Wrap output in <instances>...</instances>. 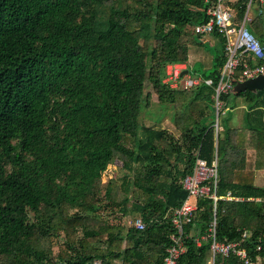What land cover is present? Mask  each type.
I'll return each instance as SVG.
<instances>
[{"label":"trees","instance_id":"obj_1","mask_svg":"<svg viewBox=\"0 0 264 264\" xmlns=\"http://www.w3.org/2000/svg\"><path fill=\"white\" fill-rule=\"evenodd\" d=\"M248 1L227 0L236 24ZM262 1L249 28L264 47ZM209 20L202 0H0V264H163L198 150L218 158L219 240L247 231L252 257L264 258V90L220 95L215 146L227 41L195 32ZM208 40L212 67L194 74L203 81L165 84L167 66ZM244 63L263 62L246 56L234 87ZM153 94L174 110V132L140 125ZM239 101L243 125L232 128ZM107 174L122 182L104 184ZM212 218L213 201L200 200L188 230ZM208 257V243L191 240L181 263Z\"/></svg>","mask_w":264,"mask_h":264},{"label":"built area","instance_id":"obj_2","mask_svg":"<svg viewBox=\"0 0 264 264\" xmlns=\"http://www.w3.org/2000/svg\"><path fill=\"white\" fill-rule=\"evenodd\" d=\"M206 5V14L210 17L208 22L199 24L195 32L200 35L218 32L222 34L226 41V62L221 71V78L214 96L216 107V120L213 128L216 137L221 130L219 114L222 107L219 97L234 89L232 79L236 71L242 64L246 56H253L257 61L263 63L250 66L244 63V80L256 78L264 75V47L260 40L252 33L249 24L252 21L253 0H249L245 15L240 24L235 23V16L232 9L227 5V0H202ZM245 1V0H235ZM264 3V1H262ZM187 64H170L166 69L164 83L171 88L182 86L184 89H191L198 86L202 80L193 78L189 74L183 76L187 70ZM243 80V81H244ZM207 85H211V80H205ZM218 158L209 164L206 159L197 152V159L192 174L185 177L181 184L187 192V198L181 207L174 210L171 223L173 234L171 243L163 264H182L181 260L187 252L188 242L194 241L196 247H202L205 243L209 245V257L207 264H225L224 261L235 258L240 264H264V258L252 257L247 241L250 237L245 231L240 240L234 242H222L218 238ZM213 201V218L204 231L195 229L189 231L188 228L194 225L198 215V202L200 200ZM228 201L240 200L232 197L229 193L226 196ZM136 229L144 230L146 225L142 219L137 218L134 222ZM257 252H263L262 243L256 247Z\"/></svg>","mask_w":264,"mask_h":264},{"label":"rangeland","instance_id":"obj_3","mask_svg":"<svg viewBox=\"0 0 264 264\" xmlns=\"http://www.w3.org/2000/svg\"><path fill=\"white\" fill-rule=\"evenodd\" d=\"M195 48L196 47H191L190 53H189L190 62L193 63V66L190 68V71H189L191 76H193L195 73L201 74V73L207 71L208 69H206V67H208V65L211 61L210 55H212V52H211L212 47L210 46V43H209V45H205L203 47H198L197 50L200 49V51H202V49H204L205 51L209 52V53H207V52L203 53L204 58L202 60V62H203L202 63L201 60H198L197 58H194V56H192V54L196 51ZM191 57H193V58H191ZM211 67H212V63H211ZM173 121H174V110L170 106H163V105L159 104L157 102V98L153 94L151 105L149 106L148 110L143 113L140 125L141 126L146 125V126L165 128V129H168V130L174 132L175 129L173 126L174 125ZM110 174H107L103 177V183L104 184L111 181V179H112V181H115L117 183L122 182V180H120L118 178L116 179L114 175L112 176ZM258 184L261 186H264V177L261 178V180H258Z\"/></svg>","mask_w":264,"mask_h":264},{"label":"crops","instance_id":"obj_4","mask_svg":"<svg viewBox=\"0 0 264 264\" xmlns=\"http://www.w3.org/2000/svg\"><path fill=\"white\" fill-rule=\"evenodd\" d=\"M252 15H253V8H252ZM209 43H210V46L212 47L213 46V44H214V41L213 40H210L209 41ZM196 49V51L192 54V56H194V58H197L198 60H201V62H202V60H203V53H205V52H207V51H205L204 49H202V51H200V49L199 50H197L198 49V47H196L195 48ZM194 49V50H195ZM207 53H209V52H207ZM211 56V61H210V63H209V65H208V67H206V69H210L211 68V63H212V55H210ZM191 58H193V57H191ZM192 62H190V57H189V63L187 64V70H185V71H190V68L193 66V63L191 64ZM203 63V62H202ZM184 71V72H185ZM189 75H190V73H188ZM187 74V75H188ZM191 76V75H190ZM191 77H193V78H198V79H201L202 80V77L201 76H198V77H194V75L193 76H191ZM203 81V80H202ZM242 82V81H241ZM239 103H240V107L236 110V111H234V115H233V117H232V119H231V121H230V127H232V128H239V127H241L242 125H243V114H244V109H245V106L243 105V102L242 101H239ZM215 120H216V118H215ZM219 123H220V121H219ZM221 127V126H220ZM221 130H222V127H221ZM220 130V131H221ZM220 133V132H219ZM218 138H219V134H218V137H216V134H215V146H217V142H218ZM217 156V155H216ZM216 158V157H215ZM264 177V171H262V172H259L257 175H256V181H257V183H258V180H261V178H263Z\"/></svg>","mask_w":264,"mask_h":264},{"label":"water","instance_id":"obj_5","mask_svg":"<svg viewBox=\"0 0 264 264\" xmlns=\"http://www.w3.org/2000/svg\"><path fill=\"white\" fill-rule=\"evenodd\" d=\"M189 71L183 72V76L187 75ZM261 91L264 90V75H260L256 78H250L238 83L234 87V91L241 93L244 91Z\"/></svg>","mask_w":264,"mask_h":264}]
</instances>
